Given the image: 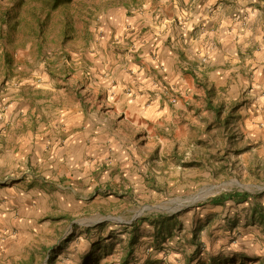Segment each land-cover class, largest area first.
<instances>
[{
	"label": "crops",
	"instance_id": "0c3cea01",
	"mask_svg": "<svg viewBox=\"0 0 264 264\" xmlns=\"http://www.w3.org/2000/svg\"><path fill=\"white\" fill-rule=\"evenodd\" d=\"M147 7L114 8L99 19L82 63L70 59L69 86L43 67L0 78V264L51 260L47 233L60 232L72 210L117 200L120 187L172 169L170 158L155 160L169 151L155 143L173 137L175 123L203 127L207 139L216 128L214 168L264 169V0ZM243 201L214 210L228 220L227 207ZM252 207L249 239L264 232Z\"/></svg>",
	"mask_w": 264,
	"mask_h": 264
},
{
	"label": "rangeland",
	"instance_id": "374dc122",
	"mask_svg": "<svg viewBox=\"0 0 264 264\" xmlns=\"http://www.w3.org/2000/svg\"><path fill=\"white\" fill-rule=\"evenodd\" d=\"M2 2L6 6V1ZM52 5L53 0L16 3L20 23L13 26L15 19L0 20V78L8 73L19 77L43 67L62 86H69L70 59L74 56L82 63V44L92 37L93 26L101 17L114 8H152L151 0H66L64 6L54 9ZM64 13H68L72 25L71 38L66 42L60 33L66 22ZM35 14L46 18L40 47L30 31L31 25L35 27ZM7 105L3 103L1 111ZM181 123H175L173 137L166 139L162 135L155 143L157 150L161 146L169 150L156 153L155 160L161 164L170 158L172 169L165 172L160 167L156 169L158 173L153 171L156 177L147 183L120 187L121 193L116 188L117 194H112L117 200L105 199L94 202L92 208L72 210V215L62 218L60 232L47 233L48 240H53L49 246L51 260L41 259L38 264H119L125 252L124 238L133 222L137 243L128 264H264V256L258 254L264 248V232L249 239L246 217L251 203L253 207L263 206L260 200L264 194V169L230 172L214 168L219 154L215 147L221 139L216 128H209L214 131L207 139L200 133L203 127L190 130ZM183 172L188 176L177 179ZM197 173L203 176L193 178ZM234 192L248 193L250 197L246 203L242 200L241 207H227L231 219H220L221 212L214 210L210 200Z\"/></svg>",
	"mask_w": 264,
	"mask_h": 264
},
{
	"label": "trees",
	"instance_id": "16d2710c",
	"mask_svg": "<svg viewBox=\"0 0 264 264\" xmlns=\"http://www.w3.org/2000/svg\"><path fill=\"white\" fill-rule=\"evenodd\" d=\"M2 1H6L4 6V3ZM33 0H0V20L5 21L8 18L15 19L12 23H14L13 26L17 25L18 23H20V15H19V9L15 8V4L17 3L19 4H29L31 3ZM35 1V0H34ZM38 1V0H37ZM45 3V2H44ZM66 3V0H53V5L52 8H56L59 5L64 6ZM64 8V7H63ZM52 10V9H51ZM35 12V11H34ZM11 14V15H10ZM48 15V13H47ZM65 18H66V22L63 24L62 26V30H61V35H62V41L66 42L68 40H70L71 36L69 33V28L72 27L70 21H69V15L68 13H64ZM35 18V27H33V25H31V35L34 36L36 38V40L39 43V47H40V43L44 37V31H45V25H44V21H46V18H40L39 15H36ZM23 18V16H22ZM25 19V17H24ZM26 21V20H23ZM10 23V25L12 24ZM26 23V22H25ZM12 28V25L10 27V29ZM210 105V102L208 103ZM250 197V195L248 193H238V192H234V193H230L227 194L225 196H221V197H214L212 198L210 201L213 204L219 203L223 200H247ZM252 218L258 219V221L260 222H264V209L262 208V206L259 205H255L252 209ZM136 222H133L130 227V231L128 232V235L125 236L124 240L126 242L125 246L123 247V249L125 250V252L123 253L119 264H128V257L132 254V252L135 249V245L137 243V236L135 234V225Z\"/></svg>",
	"mask_w": 264,
	"mask_h": 264
}]
</instances>
